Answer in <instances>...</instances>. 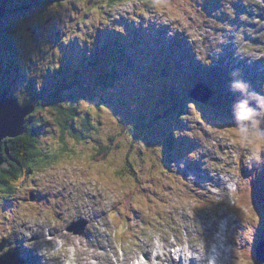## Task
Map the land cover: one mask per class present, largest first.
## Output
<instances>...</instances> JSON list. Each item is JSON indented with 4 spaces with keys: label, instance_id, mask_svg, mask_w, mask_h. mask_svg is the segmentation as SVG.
Returning a JSON list of instances; mask_svg holds the SVG:
<instances>
[{
    "label": "rangeland",
    "instance_id": "374dc122",
    "mask_svg": "<svg viewBox=\"0 0 264 264\" xmlns=\"http://www.w3.org/2000/svg\"><path fill=\"white\" fill-rule=\"evenodd\" d=\"M109 2L0 0V90H10L19 101L24 97L34 108L27 126H32L37 147L45 153L14 199H0V228L8 227L0 232V258L17 248L27 264H59L58 258L62 264H77L78 253L69 244L63 249L64 238L55 233L75 236L68 233V227L82 220L85 234L76 236L83 239L89 253L98 252L104 262L105 254L112 260L118 255L126 258L128 264L140 253L142 259H149L151 254L144 251L148 240L169 237L182 246H192L202 256L199 260L209 264V251L213 260L217 249L213 240L222 243L225 239L220 226L225 223L226 237L232 240L224 257L231 260L229 264H247V260L239 262L243 252L237 259L238 242L252 249L253 228L259 233L258 223L264 226V206L249 210L241 204L248 181L264 187V140L258 131L264 112V79L252 83L259 92L253 90L255 95L244 105L227 77L222 84H214L220 105L213 99L212 106H200L187 95L197 79L210 84L211 71L223 75L227 71L238 79L239 56L253 46L264 57V21L254 17L262 15L264 0ZM48 8L53 10L51 17ZM41 16L53 24L46 27L47 33L35 30ZM122 22L138 26V32L133 35ZM181 35L185 37L182 42L177 38ZM110 38L120 49L126 48L125 62L118 63L112 52H105ZM187 48L192 51L183 58L178 51ZM175 55L184 59L180 62L185 70L192 64L190 59L210 69L181 72L189 75L178 78L172 73L178 69ZM53 65L64 74L54 72L51 77ZM114 67L115 75L111 74ZM175 94L184 100L175 102ZM56 100L64 111L76 109L78 121L70 129L80 134V140L71 136L69 128L58 127L52 105ZM169 101L175 107L169 110L173 113L170 120L164 115ZM174 103L181 104V109L187 107L188 113L179 117L176 111L180 108ZM85 120L95 128L89 129ZM169 134L173 136L171 151L164 146ZM104 146H109V155L97 163L93 157ZM128 158L139 175L138 186L135 179L127 178ZM129 198L131 211L125 215L119 205ZM188 227L199 232L193 240ZM17 230L22 239L36 241L35 257L17 243ZM55 238V245L47 242ZM179 249L172 251L177 254ZM6 261L15 263L11 256Z\"/></svg>",
    "mask_w": 264,
    "mask_h": 264
},
{
    "label": "trees",
    "instance_id": "16d2710c",
    "mask_svg": "<svg viewBox=\"0 0 264 264\" xmlns=\"http://www.w3.org/2000/svg\"><path fill=\"white\" fill-rule=\"evenodd\" d=\"M120 1L122 0H110L109 4L114 5ZM2 15L3 13H0V16ZM131 33L134 35L133 30L131 31ZM50 70L56 71L57 67L53 65L50 67ZM115 70L116 67H114L111 74L115 75L116 74ZM69 71L70 70L68 71L65 70V73L66 72L68 73ZM63 74L64 73H62V75ZM111 74L106 76L109 78ZM105 78L106 77H103V79ZM103 84L105 85L106 82L103 81ZM105 88L108 89L109 87L105 86ZM115 88L113 89L114 91H116ZM3 93L4 92H0V95ZM52 95L54 96V98L57 99V93H54ZM11 96L16 97L14 94H12ZM16 99L19 101L18 97H16ZM52 105L56 108L55 113L57 114V117H59L58 118L59 126L58 125L57 126L58 127L63 126V128L66 129L69 128V132L71 136L77 137V140H80L82 138L80 134L79 136H76L75 135L76 132H74L72 128L70 129V127H75V122L78 121L75 118V114H77L76 109L72 108L70 109L69 112L64 111L63 106L59 105L57 103V100L54 101ZM37 107L40 108V105H38ZM31 117L32 116L30 115L25 119V129H26L25 135L13 139L7 138L2 143V146L0 148V199L1 200L6 199L8 201L9 199L13 198L15 194H17V191H20L24 187V184H27L26 181H28L30 175L34 172V168L36 167L37 164L40 163V161L43 158V155L45 154L42 149L37 147L38 139L36 137V133L33 130H31L33 129L32 126L31 127L27 126L28 119ZM86 121L88 120H85V124L87 127H89V129L95 128L94 125H90V124L88 125L87 123L89 122ZM78 131L81 130L78 129ZM62 140L64 141L63 135H62ZM167 144L169 150H172L173 142L170 137L167 139ZM108 148L109 146L98 148L96 150L97 154L94 155L93 160H95V162L97 163H100L104 159H106L107 156L109 155L107 153ZM47 159H48V163H50L49 161L50 157H48ZM128 166L129 169L131 170V172L128 174V178L131 179V176H134L136 180L137 179L136 171L129 160H128ZM135 184L136 186H138L139 182L135 181ZM243 189H244V193L241 197L242 205H244L249 210L253 208H258V206L260 207L262 205L261 203L263 202V194H262L263 191H261V189H258L257 184L252 183L251 185H244ZM131 200L132 198H129V200H127L125 203L119 205L120 210L123 211L125 215L131 211L129 206L130 205L129 202ZM256 237L257 238L255 245L264 242V240L261 239V236L257 235ZM242 249H244L243 246H240V250ZM244 253H246V255H244L245 256L244 259L242 261L240 260L239 262L244 263V260L247 259V264H262L259 263L258 261H255L256 255L254 251H251L250 253L245 251Z\"/></svg>",
    "mask_w": 264,
    "mask_h": 264
},
{
    "label": "bare ground",
    "instance_id": "6f19581e",
    "mask_svg": "<svg viewBox=\"0 0 264 264\" xmlns=\"http://www.w3.org/2000/svg\"><path fill=\"white\" fill-rule=\"evenodd\" d=\"M248 32V31H247ZM219 42V41H218ZM225 52V51H224ZM259 53L260 51L258 49H253L251 51H249L247 54L245 55H240V58H242L243 60H246V61H252V62H259L260 63V67L262 65H264V60L263 58H259ZM220 54V53H219ZM191 60V59H190ZM191 62V61H190ZM227 66V65H226ZM226 68V67H225ZM223 68V69H225ZM255 68V67H254ZM232 70V69H231ZM234 72V71H233ZM234 74V73H233ZM191 75V73H190ZM193 75V74H192ZM191 75V76H192ZM195 75V74H194ZM196 76V75H195ZM234 76V75H233ZM197 77V76H196ZM251 77V76H250ZM197 79V78H196ZM223 82L224 79H223ZM231 83V82H230ZM219 84V83H218ZM228 84V83H227ZM183 88V87H182ZM192 88V87H191ZM190 88V90H191ZM179 89V88H177ZM189 89V88H187ZM180 90V89H179ZM178 91V90H177ZM190 92V91H189ZM188 92V93H189ZM186 93V92H184ZM187 95V94H186ZM255 95V94H254ZM176 97V96H175ZM237 97V96H236ZM173 98V97H172ZM184 98V97H183ZM187 100V98H186ZM176 101V99H175ZM174 102V101H173ZM181 105V104H180ZM242 128V127H241ZM107 154V153H106ZM118 159V158H117ZM129 160V159H128ZM189 165V164H188ZM192 166V165H191ZM189 167V166H188ZM139 176V175H138ZM214 178V181H216L217 177H213ZM109 189V187H108ZM211 189V188H210ZM228 189V188H227ZM40 190V189H38ZM213 190V189H212ZM207 191V190H206ZM38 192H41V191H38ZM208 192V191H207ZM211 192V191H210ZM214 193V192H213ZM45 195V194H44ZM175 195V194H174ZM213 195V194H212ZM43 196V195H42ZM41 196V197H42ZM40 199V198H38ZM46 201V200H45ZM42 202V201H41ZM46 203V202H45ZM51 203V201H50ZM45 207V206H44ZM46 209V208H45ZM43 211V210H42ZM40 212H38V215H39ZM46 213V212H45ZM42 217V216H41ZM43 218V217H42ZM26 225H27V222H25V224L22 225V229H25L26 228ZM5 228H8L6 227V224H5ZM190 232V236L189 238L190 239H195V236H197V234H199L198 230H190L189 227L187 228ZM138 230V229H137ZM181 230V229H180ZM179 230V231H180ZM227 230H228V227L224 226L223 225V229H222V232L221 234L222 235H225V239L224 241H222V243L220 242V240H213L215 241V244L214 246L217 248L216 249V254H215V258L212 260V256H211V250L209 251L210 255H209V258H210V262L209 264H229V262L231 260H229L228 258L224 257V251L226 252V245L227 243H229V240L231 241L232 240V236H229V238L226 237V234H227ZM19 232H21L20 230H17L15 231V234L14 237L15 239L17 240V243L19 245L22 246L23 248V251L25 253H27L30 257H35L36 255V246L38 245L36 243V241H29L30 239L28 237L26 238H21V236H18ZM47 232V231H46ZM136 232V231H134ZM139 232V231H138ZM69 233V232H68ZM137 233V232H136ZM56 237L59 236V237H62L64 239H62L63 243H64V246H63V249L65 248L66 245H71L74 249L75 252L78 253V257L76 259V262L77 264H128L126 258H121L119 255L116 257V260H112L107 254L104 255V258H105V262L102 260L100 254L98 252H94V253H89L88 252V248L85 247V243L83 241L82 238L80 237H77V236H70L68 234H62L61 232H56ZM54 234V235H55ZM140 234V233H139ZM195 234V235H194ZM47 235V234H46ZM45 235V236H46ZM137 235V234H136ZM141 235V234H140ZM194 235V236H193ZM6 236V234H5ZM143 236V235H142ZM136 237V236H134ZM223 237V238H224ZM21 238V239H20ZM138 238V237H137ZM136 238V239H137ZM222 238V239H223ZM43 238L39 239V243L41 242ZM56 238L53 240V241H47L48 243H52V245H55L56 244ZM135 240V239H134ZM60 241V240H59ZM47 242H45L47 244ZM255 242V235H254V241L251 243L252 245L254 244ZM140 243V242H139ZM45 245V244H44ZM60 245V244H59ZM29 246H31L33 249L29 248ZM42 246V245H41ZM187 246V247H186ZM195 246V245H194ZM212 246L213 244H211V249H212ZM71 247V248H72ZM180 248L178 251H177V254L180 256V261L178 262L179 258L177 257V254L176 253H173V249H176V248ZM182 247H185V249L182 250ZM47 248V247H46ZM68 248V247H67ZM187 248V249H186ZM249 248L251 247H247L246 249L248 250ZM44 249V248H43ZM142 249V245H140V250ZM47 250V249H46ZM195 249L190 246V245H180V244H177L176 242L172 241L168 238H163L162 237V240L161 239H158L153 237L152 239H149L148 242H147V246L145 247V250L147 253L151 254V257L148 259H142L141 258V255L142 253H140V255L138 257H136L134 259V263L133 264H184V263H188L189 264H196V262H199L201 264L202 263V260L199 258H201L202 256L198 253V252H195L194 251ZM62 251V250H61ZM70 251V250H69ZM101 251V250H100ZM63 252V251H62ZM61 252V253H62ZM193 252V253H192ZM190 254H192L190 256ZM224 254V255H223ZM22 255V254H21ZM243 255H246V253H244L243 251ZM245 257V256H244ZM154 258H157V262L154 261ZM239 258H242V257H239ZM57 259V258H56ZM94 259L97 260V262H94ZM244 259V258H243ZM23 260H24V257H23ZM54 260V259H53ZM247 260V259H246ZM56 261V260H55ZM130 261V260H129ZM133 261V260H132ZM58 262L59 264H62L63 261L61 259L58 258ZM131 262V261H130ZM129 262V263H130ZM231 264V263H230Z\"/></svg>",
    "mask_w": 264,
    "mask_h": 264
},
{
    "label": "water",
    "instance_id": "95a60500",
    "mask_svg": "<svg viewBox=\"0 0 264 264\" xmlns=\"http://www.w3.org/2000/svg\"><path fill=\"white\" fill-rule=\"evenodd\" d=\"M197 88L198 91L192 97L202 103H208L212 93L204 85H198ZM28 103L25 100L19 103L17 99L11 97L7 92L0 95V148L3 141L7 138H17L25 133V119L35 111L33 107L30 108ZM261 133L264 138V119L261 122ZM77 225H74L71 230L82 234L83 228H79ZM11 254L16 255L15 252H10L6 257ZM256 261L264 264V243H261L256 249Z\"/></svg>",
    "mask_w": 264,
    "mask_h": 264
},
{
    "label": "flooded vegetation",
    "instance_id": "af4514ba",
    "mask_svg": "<svg viewBox=\"0 0 264 264\" xmlns=\"http://www.w3.org/2000/svg\"><path fill=\"white\" fill-rule=\"evenodd\" d=\"M108 1H110V0H108ZM58 3H60L59 1H57ZM49 7V6H48ZM61 7V6H60ZM59 7V8H60ZM48 12H49V17H51V16H53L54 14L52 13L53 12V10L52 9H50V8H48ZM0 13H2V12H0ZM1 17V16H0ZM48 20V18L47 17H45V18H43L42 16L40 17V21H38L37 23H35L34 25H35V30H38V29H40L41 30V32L40 33H47V28L46 27H49V26H51V25H53V24H51V22H49V21H47ZM62 23L63 24H65L66 25V23L62 20ZM72 31L70 30V33H71ZM6 41V40H5ZM13 55V54H12ZM60 71H51V77H53V73L54 72H57L59 75H61L62 76V70L61 69H59ZM55 78H58V76H56ZM5 92H7L10 96L13 94L12 92H10V90H4ZM4 91H1L0 90V92H4Z\"/></svg>",
    "mask_w": 264,
    "mask_h": 264
},
{
    "label": "clouds",
    "instance_id": "9594fccd",
    "mask_svg": "<svg viewBox=\"0 0 264 264\" xmlns=\"http://www.w3.org/2000/svg\"><path fill=\"white\" fill-rule=\"evenodd\" d=\"M247 87V85H245L244 83H241V82H237L233 85V88L235 89H239V90H245ZM6 93V92H5ZM11 97H14V96H11ZM16 99V97H14ZM24 100V99H23ZM21 102V101H20Z\"/></svg>",
    "mask_w": 264,
    "mask_h": 264
}]
</instances>
